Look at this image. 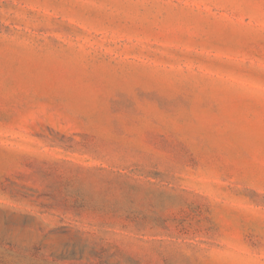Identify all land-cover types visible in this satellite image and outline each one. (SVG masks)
I'll return each instance as SVG.
<instances>
[{"label": "rangeland", "instance_id": "obj_1", "mask_svg": "<svg viewBox=\"0 0 264 264\" xmlns=\"http://www.w3.org/2000/svg\"><path fill=\"white\" fill-rule=\"evenodd\" d=\"M0 264H264V0H0Z\"/></svg>", "mask_w": 264, "mask_h": 264}]
</instances>
